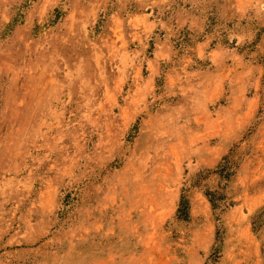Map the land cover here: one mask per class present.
Listing matches in <instances>:
<instances>
[{
	"label": "rangeland",
	"instance_id": "1",
	"mask_svg": "<svg viewBox=\"0 0 264 264\" xmlns=\"http://www.w3.org/2000/svg\"><path fill=\"white\" fill-rule=\"evenodd\" d=\"M0 264H264V0H0Z\"/></svg>",
	"mask_w": 264,
	"mask_h": 264
}]
</instances>
